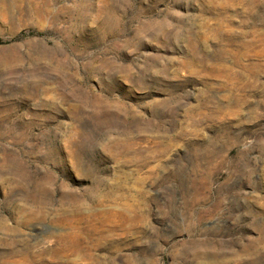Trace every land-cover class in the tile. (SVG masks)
Masks as SVG:
<instances>
[{"label": "rangeland", "instance_id": "rangeland-1", "mask_svg": "<svg viewBox=\"0 0 264 264\" xmlns=\"http://www.w3.org/2000/svg\"><path fill=\"white\" fill-rule=\"evenodd\" d=\"M0 264H264V0H0Z\"/></svg>", "mask_w": 264, "mask_h": 264}]
</instances>
